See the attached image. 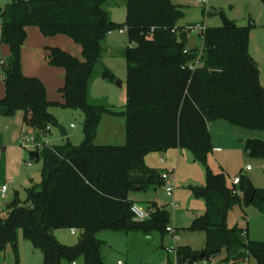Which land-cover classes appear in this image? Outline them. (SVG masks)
Here are the masks:
<instances>
[{
    "label": "trees",
    "instance_id": "1",
    "mask_svg": "<svg viewBox=\"0 0 264 264\" xmlns=\"http://www.w3.org/2000/svg\"><path fill=\"white\" fill-rule=\"evenodd\" d=\"M109 2L11 0L0 8V39L10 48V57L1 65L5 96L0 100V117L22 111L25 124L38 132L41 142L55 124L44 83L22 72L27 29L34 26L45 37L65 35L82 48L81 60L50 48L48 62L65 70L66 85L60 92L65 107L82 112L85 134L81 146L44 143L40 158L31 157L39 161L44 156L43 181L28 191L26 202L15 196L0 214V253L8 245L17 249L22 233L42 253L44 264H105L97 238L102 229L147 236L159 232L164 238L171 218L168 210L153 205L149 218L138 222L128 197L130 190L166 183L147 166L146 155L189 149L196 160L205 159L212 149L209 125L218 120L264 131V88L250 53L252 25L240 27L223 16L222 27L207 28L202 34V53L194 49L185 53L189 32L180 27L184 6L172 0H127L125 24L117 25L106 8ZM122 29H127L129 43L135 46L128 47L125 55L127 105L119 113L90 102V82L107 36ZM200 54L201 66L190 69ZM104 76L112 78L109 71ZM105 113L125 115L123 147L95 144ZM3 151L0 136V157ZM248 151L264 158L262 143H250ZM239 186L244 192L242 178ZM198 195L206 200L207 209L191 230L206 234L203 260L224 256L230 263L252 257L256 264H264V241H251L248 229L228 225L230 213L242 201L225 179L209 174L207 187ZM252 204L264 213V190L257 189ZM60 229L80 231L79 243L71 248L59 244L53 232ZM200 254L190 247L179 248L177 263L195 264Z\"/></svg>",
    "mask_w": 264,
    "mask_h": 264
},
{
    "label": "rangeland",
    "instance_id": "2",
    "mask_svg": "<svg viewBox=\"0 0 264 264\" xmlns=\"http://www.w3.org/2000/svg\"><path fill=\"white\" fill-rule=\"evenodd\" d=\"M11 0H0L4 8ZM175 5L184 6L185 17L180 26L202 25L205 28L223 26V16L236 22L240 27L253 26L250 37V53L260 69V84L264 88V0H207L199 5L196 0H172ZM127 0H110L107 10L112 21L123 25L126 21ZM215 16L209 17V14ZM1 22V21H0ZM129 43L127 33L116 30L110 33L105 42V51L100 64L94 70L90 82V102L102 105L111 111L125 112L127 105L128 64L126 52ZM59 48L75 58L82 59V48L65 35L45 37L38 27H28L27 39L22 49V72L25 77L42 81L47 90V99L51 103L50 112L55 116V124L43 143L47 147L63 146L70 142L81 146L85 140L82 112L65 107L61 89L66 85V72L48 62L49 49ZM188 49L203 52L202 31L190 32ZM10 48L0 39V76L1 61L7 62ZM109 71L112 78L104 76ZM122 82V87L117 82ZM5 96V84L0 78V100ZM58 126L66 129L68 137L63 138ZM209 137L212 149L205 159L196 160L189 149H173L164 153L152 152L146 155L148 167L160 175L169 174L170 180L164 185H152L148 188L128 192L129 199L138 207L149 211L151 206L166 208L171 215L169 228L176 234H166L163 238L159 232L147 236L141 233L125 234L102 229L97 238L102 243V257L105 264H178L177 250L190 247L197 254L203 253L207 238L205 232L192 231L196 218L205 214L206 200L198 195L207 187L209 174L222 176L227 186L239 192L242 203L237 205L229 215V227L238 226L248 229L251 241H264V213L254 204L246 205L242 186L235 187L234 178L240 177L245 182L251 180L259 190H264V158L249 154L248 145L252 142L264 144V131L249 130L228 121L218 120L209 125ZM0 135L4 141V151L0 162V214L15 196L26 202L28 191L39 188L42 184V171L45 158L33 161L31 146L24 147L25 138H36L38 132L24 122V113L17 111L13 117H0ZM126 142V117L123 114L105 113L102 117L95 144L99 146L123 147ZM45 147L42 146L38 151ZM167 164H163L162 158ZM250 167V171L247 168ZM8 184L9 192L4 197L2 186ZM173 187V197L167 195L166 188ZM56 240L62 246L75 247L82 233L71 229L54 230ZM199 259L195 264H206ZM224 257H215L207 264H226ZM231 263V262H230ZM0 264H44V256L33 245L19 235L17 249L8 245L0 253ZM62 264H68L63 262ZM81 264V262H78ZM243 264H256L250 257Z\"/></svg>",
    "mask_w": 264,
    "mask_h": 264
},
{
    "label": "built area",
    "instance_id": "3",
    "mask_svg": "<svg viewBox=\"0 0 264 264\" xmlns=\"http://www.w3.org/2000/svg\"><path fill=\"white\" fill-rule=\"evenodd\" d=\"M197 3L199 5H205L207 3V0H196ZM207 28H205L204 26L202 25H196V26H189L188 28H185L184 31L186 32H200L202 31V34L205 32ZM127 29H122V30H119L120 33H126ZM175 32V30L173 31ZM189 52V49H186L185 53H188ZM201 54L200 56L195 60V63L191 64L189 66L190 69L192 70H195L196 68L200 67L201 66ZM4 62L1 61V65H3ZM21 144L24 146V147H29L31 146V148L33 149L32 151H38L40 148H42V146H44V143L41 142V141H38L36 138H25L23 139V141L21 142ZM248 171H250V167L247 168ZM163 179L165 181H169L170 180V176L169 174L165 173L162 175ZM232 183L235 187L239 186L241 184V178L240 177H237V178H234L232 180ZM7 191H8V184H5L3 187H2V195L4 197H6V194H7ZM166 191H167V195L169 197H173V187L172 186H168L166 188ZM234 194H237L239 195V192L237 190L234 189ZM132 212L135 216V220L138 221V222H143L145 220H147L150 216V210L149 211H145L143 210L142 208L138 207L137 205H133L132 206ZM76 229H72V232L73 233H76ZM168 233L170 234H176V232L172 229H170L168 227L167 229ZM247 233H243L244 236H246ZM247 261V260H245ZM244 260H236V261H233L231 263H227V264H243L245 263ZM206 264L208 261H204ZM73 264H77V263H73Z\"/></svg>",
    "mask_w": 264,
    "mask_h": 264
},
{
    "label": "water",
    "instance_id": "4",
    "mask_svg": "<svg viewBox=\"0 0 264 264\" xmlns=\"http://www.w3.org/2000/svg\"><path fill=\"white\" fill-rule=\"evenodd\" d=\"M210 15H215V14H209L208 16L210 17ZM117 86L122 87V82H117ZM58 129L62 135L63 138L68 137V133L66 131L65 128H63L62 126H58ZM30 156L34 157V158H40V152L39 151H32L30 152ZM136 191H141L139 188L136 189ZM257 194V188L254 186L253 182L251 180H246V188L243 192V197H244V201L247 205H250L253 203L255 197ZM199 258L203 259L205 258V253H201Z\"/></svg>",
    "mask_w": 264,
    "mask_h": 264
},
{
    "label": "crops",
    "instance_id": "5",
    "mask_svg": "<svg viewBox=\"0 0 264 264\" xmlns=\"http://www.w3.org/2000/svg\"><path fill=\"white\" fill-rule=\"evenodd\" d=\"M210 14H211V13H210ZM212 16H215V15H210V17H212ZM180 27H182V26H180ZM0 77H1V76H0ZM0 136H1V135H0ZM1 137H2V136H1ZM2 143H3V145H4L3 137H2ZM3 149H4V148H3ZM177 150H179V149H177ZM162 160L164 161L163 164L166 165V164H167V162H166V161H167L166 158L163 157ZM1 161H2V156L0 157V162H1ZM4 185H5V184H4ZM4 185H3V186H4ZM3 186H2V187H3ZM8 192H9V187H8V191H7V193H8ZM1 193H2V190H1ZM230 228H233V227H230ZM243 229H245V228H243ZM77 231H78V230H77ZM194 251H195V250H194ZM221 257H224V256H221ZM224 258H225V257H224Z\"/></svg>",
    "mask_w": 264,
    "mask_h": 264
}]
</instances>
